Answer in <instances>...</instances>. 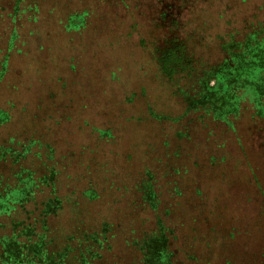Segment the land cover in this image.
I'll return each mask as SVG.
<instances>
[{
    "label": "rangeland",
    "instance_id": "obj_1",
    "mask_svg": "<svg viewBox=\"0 0 264 264\" xmlns=\"http://www.w3.org/2000/svg\"><path fill=\"white\" fill-rule=\"evenodd\" d=\"M262 44L264 0H0V264H264Z\"/></svg>",
    "mask_w": 264,
    "mask_h": 264
},
{
    "label": "trees",
    "instance_id": "obj_2",
    "mask_svg": "<svg viewBox=\"0 0 264 264\" xmlns=\"http://www.w3.org/2000/svg\"><path fill=\"white\" fill-rule=\"evenodd\" d=\"M253 39H257V36H254ZM254 41V40H253ZM257 45V47H261L260 42L255 41V44ZM263 48H264V44H262ZM178 54V56H177ZM184 52L182 51V49H177L176 54L173 53L172 49H168L166 53L163 54V58L161 59V57L159 58V64L161 67V70L163 73L166 74V77H172V73L175 71L177 66H182L185 63L184 61ZM247 56V55H246ZM246 56L244 58H246ZM254 58H256L258 56V52L254 53ZM258 58V57H257ZM256 61V59L254 60ZM238 68L242 69V70H247L250 73H253L255 71H257V69H255L254 67H252V65L249 63V60L243 61L242 64L237 66ZM206 78L200 82V84H198V86H201V89H203V87L206 89H210L209 91L211 93L214 92H218V90H220V86L219 84L222 82L223 78L222 77H216V85L211 86L210 88L207 87V81H205ZM151 116L152 118L156 119L157 121L163 120L165 118L162 117H156L155 113H152V109H151ZM150 183V179L148 178L146 181H144V185H143V189L145 191L143 198L146 197L147 192L149 191L150 186L148 187V184ZM142 198V202L145 204L146 202H148V200L146 201V198H144L143 200ZM148 199V198H147ZM100 236H102L101 233H93V235L89 232L84 233V238L85 240H94L98 243V245L100 246L102 244V241L100 239ZM157 238V237H156ZM149 238L147 240V244H146V248L147 251L149 250L150 252H153V245L159 244L160 240H158L159 238ZM40 243H41V251L35 256H30L28 257V253H26L25 255H20L19 257L15 258L13 257V248L11 244H6L5 247H3L4 252L2 253V255H7L9 258L12 259V262L10 261L8 264H57L55 256H49L46 252H43V247H45L46 243L43 240V238H40ZM162 244V243H161ZM160 246H162L164 244V240H163V244ZM36 246V245H34ZM76 248H72L70 244L66 245L60 252H64V253H70V252H74ZM153 249V251H152ZM159 250V251H158ZM153 256L160 261V263H162L161 258H163L162 256V250L160 251V247L157 248V251L153 254ZM167 258V257H166ZM165 258V259H166ZM6 260V259H4ZM8 260V259H7ZM168 262V260H167Z\"/></svg>",
    "mask_w": 264,
    "mask_h": 264
}]
</instances>
